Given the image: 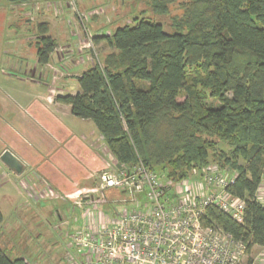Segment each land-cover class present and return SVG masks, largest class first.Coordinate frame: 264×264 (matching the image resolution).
Instances as JSON below:
<instances>
[{
  "label": "trees",
  "instance_id": "16d2710c",
  "mask_svg": "<svg viewBox=\"0 0 264 264\" xmlns=\"http://www.w3.org/2000/svg\"><path fill=\"white\" fill-rule=\"evenodd\" d=\"M177 1L152 0L151 8L168 14ZM89 10L81 11L94 14L87 24L97 18ZM49 29L47 21L38 24L36 56L43 64L56 45ZM90 41L108 51L75 77L78 92L53 101L91 121L119 164L141 161L172 182L210 163L235 172L226 190L245 202L243 221L214 208L207 216L247 243L248 254L263 248L264 207L256 191L264 176V0H182L170 31L134 18ZM0 264L26 263L0 248Z\"/></svg>",
  "mask_w": 264,
  "mask_h": 264
},
{
  "label": "rangeland",
  "instance_id": "374dc122",
  "mask_svg": "<svg viewBox=\"0 0 264 264\" xmlns=\"http://www.w3.org/2000/svg\"><path fill=\"white\" fill-rule=\"evenodd\" d=\"M59 1L64 0H48L43 5L45 9L51 4L50 8L40 15L37 6L31 7L28 15L23 3L0 0V248L9 258H23L28 264L74 263L75 250L67 248V236L82 226L81 210L72 208L70 202L63 203L60 197L95 182V178L86 177L92 172L89 156L80 157L74 150L82 137L96 132L95 126L52 101L58 92L73 94L78 89L77 82L59 64L72 52L55 45L49 65L38 62V24L47 21L49 27L56 25L49 29V35L52 38L56 33L59 43L73 32L77 43L84 45L95 34L110 35L134 18H147L170 31L171 17L182 14V0L170 4L168 14L153 12L152 0H66L67 12L59 7ZM82 2L86 9L97 11V18L88 24L87 17L94 14L81 13ZM84 49L96 63L108 51L104 44ZM4 153L16 159L20 173L1 160ZM46 188L53 196L40 200L36 207L16 206L26 193L36 192L39 198ZM101 197L105 213L120 209L122 196L115 190L104 191ZM259 251L254 247L244 261L248 263Z\"/></svg>",
  "mask_w": 264,
  "mask_h": 264
},
{
  "label": "built area",
  "instance_id": "2783aa9c",
  "mask_svg": "<svg viewBox=\"0 0 264 264\" xmlns=\"http://www.w3.org/2000/svg\"><path fill=\"white\" fill-rule=\"evenodd\" d=\"M85 48L93 49L90 39ZM235 176L210 163L172 182L141 161L105 165L93 186L65 197L81 210L82 226L67 236L73 264H264V247L246 263L247 243L207 216L214 208L243 221L245 202L226 190ZM48 189L41 198L53 196ZM107 190L122 196L111 214L101 209ZM256 199L264 203L262 182Z\"/></svg>",
  "mask_w": 264,
  "mask_h": 264
},
{
  "label": "crops",
  "instance_id": "0c3cea01",
  "mask_svg": "<svg viewBox=\"0 0 264 264\" xmlns=\"http://www.w3.org/2000/svg\"><path fill=\"white\" fill-rule=\"evenodd\" d=\"M48 0H29L28 2L23 3V5L21 6L24 9H28V12L26 14H30V10L29 8L31 7H36L39 8L38 10V15L42 14L44 12V5L46 4ZM65 1H59V7H62V9L65 8L64 12H67L68 10L66 9L65 5ZM35 2H38L34 5ZM86 2V1H85ZM80 3L81 4V8L83 11L90 9L87 8L86 9V3ZM49 6H51L50 4H48ZM43 11H42V10ZM47 9V7H46ZM61 12H63V10H61ZM60 12V13H61ZM70 16V15H67ZM70 20V19H69ZM73 20V19H72ZM43 22V21H42ZM68 22V21H67ZM50 25V24H49ZM53 27V26H52ZM52 27H49L52 29ZM56 25L53 27L55 28ZM52 39L55 41L56 45H62V49L65 48V50L67 52H72V55L67 54L64 55L65 58L63 57L59 62V64L61 65V69L63 71H65V73H67V76H71L70 79H74L75 77L79 76L82 72H84L86 69L94 66L96 64L95 60L88 58L87 53H89L88 51H85V45L86 44H79L77 43L78 40L76 41L77 38L73 37V32L70 33V37L66 38L65 41L59 43L58 39L59 36L55 35L52 37ZM75 39V41H74ZM103 43H99V44H95L94 46L98 47L100 45H102ZM81 46V47H80ZM107 51H104L103 53H105ZM102 53V54H103ZM85 56V58H84ZM52 57V54L50 55V58ZM49 58V59H50ZM87 59V61L85 60ZM49 61V60H48ZM49 65L48 62L46 64H44V66ZM64 66V67H63ZM83 67V68H82ZM71 73V75H69V72ZM75 71H77L75 73ZM75 94L76 92H78L77 90H73ZM57 93V92H56ZM59 94H57L56 96H62V95H66V94H61L62 92H58ZM51 100V99H50ZM53 101V99H52ZM54 102V101H53ZM65 106V105H64ZM68 107V106H66ZM68 114L70 113V108L68 107ZM82 142H78V145L75 147V153L80 156V157H86V155L89 156V161H91V166H92V172L87 174L86 177H89V179L91 178H95L94 175L99 172L101 169L105 168V165L107 166H111L113 164L116 163L115 159L113 158V156L109 153V151L107 150L106 146L104 145L101 136L98 134L97 130L96 132H91L89 136H85L82 137ZM94 182V181H93ZM262 183H264V176L262 178ZM95 183V182H94ZM80 189L75 190L74 192L68 193L66 195H63L62 197H60L61 201L64 203H68L70 202L73 208V204L71 201H69V199L65 198L66 196H71L74 197L76 195V192L79 191ZM36 192L34 193H26L25 195H23V202L22 203H18L16 206H21V207H36V205H38V202L40 200H42L43 198H41V195H39V198L34 195ZM263 207H264V203H260ZM32 209H30L31 211ZM59 219L62 220V216L58 215ZM68 247V244H67ZM12 259V258H11ZM15 259V258H13ZM25 261V260H24ZM26 263V262H25ZM28 264V263H26Z\"/></svg>",
  "mask_w": 264,
  "mask_h": 264
},
{
  "label": "water",
  "instance_id": "95a60500",
  "mask_svg": "<svg viewBox=\"0 0 264 264\" xmlns=\"http://www.w3.org/2000/svg\"><path fill=\"white\" fill-rule=\"evenodd\" d=\"M1 160L14 172L16 173H20L21 171V166L18 164V162L16 161V159L14 157H12V155L8 154V153H4L1 156Z\"/></svg>",
  "mask_w": 264,
  "mask_h": 264
}]
</instances>
